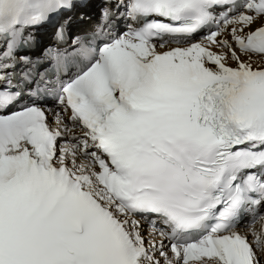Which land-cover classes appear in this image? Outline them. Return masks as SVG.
<instances>
[{
    "label": "snow or ice",
    "instance_id": "1",
    "mask_svg": "<svg viewBox=\"0 0 264 264\" xmlns=\"http://www.w3.org/2000/svg\"><path fill=\"white\" fill-rule=\"evenodd\" d=\"M0 264H264V0H0Z\"/></svg>",
    "mask_w": 264,
    "mask_h": 264
},
{
    "label": "bare ground",
    "instance_id": "2",
    "mask_svg": "<svg viewBox=\"0 0 264 264\" xmlns=\"http://www.w3.org/2000/svg\"><path fill=\"white\" fill-rule=\"evenodd\" d=\"M84 11H87V12H92L93 11V9H85ZM76 13H75V15H73V13H72V15H73V17H76L78 14H80L79 13V10H77V11H75ZM75 20V19H74ZM84 26L83 25H81L80 23H76L75 21H73V25H72V28H73V30H80V29H82ZM41 32V33H40ZM40 32H39V36H41V37H46L47 36V38L46 39H48L49 38V28L48 27H44V28H41L40 29ZM78 131V130H77ZM257 227H259V224H257ZM241 230L243 231V230H245L244 228H241Z\"/></svg>",
    "mask_w": 264,
    "mask_h": 264
}]
</instances>
